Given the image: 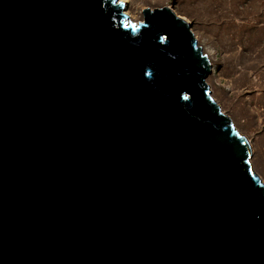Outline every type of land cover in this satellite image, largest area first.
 <instances>
[{"label": "water", "instance_id": "water-1", "mask_svg": "<svg viewBox=\"0 0 264 264\" xmlns=\"http://www.w3.org/2000/svg\"><path fill=\"white\" fill-rule=\"evenodd\" d=\"M0 0V264H264V182L171 6Z\"/></svg>", "mask_w": 264, "mask_h": 264}, {"label": "rangeland", "instance_id": "rangeland-1", "mask_svg": "<svg viewBox=\"0 0 264 264\" xmlns=\"http://www.w3.org/2000/svg\"><path fill=\"white\" fill-rule=\"evenodd\" d=\"M132 22L145 8L171 6L190 24L213 71L211 95L251 144L264 182V0H124Z\"/></svg>", "mask_w": 264, "mask_h": 264}, {"label": "bare ground", "instance_id": "bare-ground-1", "mask_svg": "<svg viewBox=\"0 0 264 264\" xmlns=\"http://www.w3.org/2000/svg\"><path fill=\"white\" fill-rule=\"evenodd\" d=\"M121 1H124V0H121ZM177 14H178V13H177ZM178 15H179V14H178ZM179 17L183 18V17H182V16H180V15H179ZM183 19H185V18H183ZM207 82H208V81H207Z\"/></svg>", "mask_w": 264, "mask_h": 264}]
</instances>
